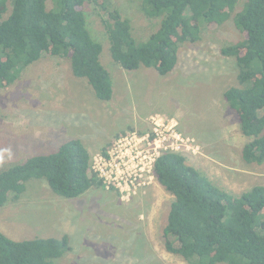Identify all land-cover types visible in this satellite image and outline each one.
<instances>
[{"label": "rangeland", "instance_id": "obj_1", "mask_svg": "<svg viewBox=\"0 0 264 264\" xmlns=\"http://www.w3.org/2000/svg\"><path fill=\"white\" fill-rule=\"evenodd\" d=\"M111 5L130 19L140 41L159 28L161 19L149 18L141 0H113ZM242 5L240 0L236 11ZM86 16L113 80L111 100L97 98L86 79L74 76L67 59L42 57L14 84L0 89V149L11 150L0 171L55 152L72 139L83 142L93 157L120 134L149 128L151 117L158 115L175 119L179 131L195 140L199 151L183 153L214 184L228 190L226 175H244L247 167L250 178L246 176L244 188L264 185V163L243 160L242 148L251 138L241 132L237 114L224 97L228 88L238 86L239 69L236 58L221 50L244 39L233 18L201 29L197 42L182 44L175 68L161 75L146 67L123 69L111 56L93 5H87ZM173 199L158 181L125 201L105 187L64 198L45 179H31L18 200L0 207V231L18 241L69 235L72 249L55 264H191L165 247Z\"/></svg>", "mask_w": 264, "mask_h": 264}, {"label": "trees", "instance_id": "obj_2", "mask_svg": "<svg viewBox=\"0 0 264 264\" xmlns=\"http://www.w3.org/2000/svg\"><path fill=\"white\" fill-rule=\"evenodd\" d=\"M141 0L159 28L140 41L129 18L113 0H0V89L14 84L44 56L67 59L73 74L86 79L97 98L109 101L113 80L101 61L103 47L92 35L86 7L98 11L113 60L128 71L152 68L170 73L185 42L201 29L233 18L244 39L221 50L236 58L238 86L224 97L251 138L242 149L246 163H264V0ZM105 151V148L102 149ZM92 155L72 139L50 154H39L0 171V207L18 200L31 179H45L64 198L104 188L91 169ZM157 181L173 196L164 229L167 251L191 264H264V185L235 195L214 184L183 152H166L155 164ZM72 249L70 237L13 240L0 231V264H55Z\"/></svg>", "mask_w": 264, "mask_h": 264}, {"label": "built area", "instance_id": "obj_3", "mask_svg": "<svg viewBox=\"0 0 264 264\" xmlns=\"http://www.w3.org/2000/svg\"><path fill=\"white\" fill-rule=\"evenodd\" d=\"M199 151L193 138L178 129L175 119L151 117L149 128L131 130L117 136L105 149L93 155L91 169L104 187L130 201L157 182L155 164L166 152Z\"/></svg>", "mask_w": 264, "mask_h": 264}, {"label": "crops", "instance_id": "obj_4", "mask_svg": "<svg viewBox=\"0 0 264 264\" xmlns=\"http://www.w3.org/2000/svg\"><path fill=\"white\" fill-rule=\"evenodd\" d=\"M201 147H204L203 145L201 146ZM205 148V147H204ZM206 149V148H205ZM243 149V148H242ZM233 155H235V153L233 152ZM241 155H242V153H241ZM239 157H240V155H239ZM239 159V158H238ZM240 162H242V161H240ZM245 164V163H244ZM247 169V167L246 168H244L243 169V171H246V174H244V175H237L236 173H234V174H227L226 175V179H227V188H228V191L229 192H231V193H233V194H235V193H237L238 192V190L240 189V190H242V191H240V192H238V193H243V192H245V191H247V189H250V187H248V188H244V186H246V185H244L245 183H248L249 182V180L248 179H246V176L248 177V178H250V176H249V174H250V172L248 171V170H246ZM225 189V188H224ZM140 194V193H139ZM236 195V194H235ZM239 195V194H238Z\"/></svg>", "mask_w": 264, "mask_h": 264}, {"label": "clouds", "instance_id": "obj_5", "mask_svg": "<svg viewBox=\"0 0 264 264\" xmlns=\"http://www.w3.org/2000/svg\"><path fill=\"white\" fill-rule=\"evenodd\" d=\"M8 159L11 158V150L10 149H0V163L4 162L5 157Z\"/></svg>", "mask_w": 264, "mask_h": 264}]
</instances>
